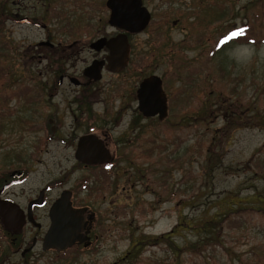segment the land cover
<instances>
[{
  "label": "rangeland",
  "instance_id": "374dc122",
  "mask_svg": "<svg viewBox=\"0 0 264 264\" xmlns=\"http://www.w3.org/2000/svg\"><path fill=\"white\" fill-rule=\"evenodd\" d=\"M143 4L152 21L144 31L128 33L130 65L121 74L104 75L100 88L83 94L73 84L60 86L56 96L35 103L33 92L13 95L24 86L20 80L10 84L7 94L0 87V180L15 166L29 170L9 195L21 208L46 186L54 188L50 195L56 197V183L66 171L68 187L84 175L74 165L73 149L44 137L47 131L40 126L57 113L54 104L60 105L58 136L86 130L82 120L87 118H80L82 124L76 119L81 115L78 105H84L101 131L112 130L110 149L117 151L111 194L106 200L87 198L99 211L110 213L97 219L98 236L91 246L75 245L65 256L44 251L47 206L35 213L42 227L27 224L16 241L0 223V264H264V213L256 211L264 207V43L219 47L218 42L229 28L244 23L264 32V0ZM45 11L41 8L39 14ZM47 15L50 33L65 39L74 34L86 46L120 32L108 22L106 0H49ZM71 25L74 30L66 33ZM43 38L45 32L38 28L0 21L1 83L15 47L21 55ZM93 55L81 49L78 68ZM32 66L30 71H36V63ZM151 74L162 77L170 100L164 122L138 111V84ZM25 120L31 125L25 127ZM104 182L96 188L105 187ZM227 213L231 222L221 223ZM35 238V247L23 256ZM138 239L144 243L138 256L127 258Z\"/></svg>",
  "mask_w": 264,
  "mask_h": 264
},
{
  "label": "flooded vegetation",
  "instance_id": "af4514ba",
  "mask_svg": "<svg viewBox=\"0 0 264 264\" xmlns=\"http://www.w3.org/2000/svg\"><path fill=\"white\" fill-rule=\"evenodd\" d=\"M48 3L49 0H0V21L8 19L10 22H13L14 24H23V25L25 24L27 26L38 28L45 32V38L41 39L37 43H31L27 48H23L24 51L21 55H19L20 54L19 48L17 49L15 47L13 51V56L11 57L10 67L12 69L11 68L8 69L9 71L6 72L4 76L6 77V79L2 83L0 82V87H5L3 89L2 94L3 93L7 94L5 91L7 89L10 90V84L11 86H13L14 84L17 85L19 83L17 80H20V82H23L24 86L17 87L19 88L18 93H14V94L12 93V94L16 95V97L21 98L23 96H28L33 92L34 94H36L35 96L38 97L37 99H35L36 100L35 103H40V102L42 103L45 102L44 101L45 97L56 96L59 93L58 87L60 86H65V85L69 86L73 84L75 86H78V88L81 89V92L85 94L87 90L90 89L94 90L96 87H98L101 84L100 82L103 81L104 75H106L107 73L121 74L128 68V66L130 65V60L127 66L123 70L118 72L109 71L106 68L108 64L107 57L109 55V49L107 47H103L98 50L92 48L91 44L94 41H91L86 46V44L82 45L79 39L74 38V34L73 36H69L67 39H65L64 37L61 36L58 37L56 34L50 33L49 24L47 22ZM8 5H10L9 10L7 9ZM41 8L46 9L45 11L46 15L39 14V10ZM68 28L70 29H68L66 33L71 32V30H74L73 25L69 26ZM122 31L123 30L120 29L119 33H122ZM119 33L113 36L104 35L99 38L109 39L111 37L118 35ZM84 47L94 55L92 56L90 63L87 64L83 69H80L78 68L77 64L81 58V49H84ZM34 63H36L35 66L36 71L32 72L30 70L33 69L32 64ZM97 69L98 71H96ZM14 77H16L17 79H14ZM145 78L146 77H144L139 82L136 90V96L138 100V111L145 118H157L159 122H164L168 118L164 121H160L158 116H146L144 112L140 109L138 90L141 82ZM32 82H34L33 85ZM13 90L14 88L11 89V92ZM0 97H1V89H0ZM7 100L9 101L10 98H8ZM168 103H169V111H170L169 98H168ZM26 105L31 106V101L26 100ZM53 106L56 107L57 113L54 116L46 120H43L42 121L43 123L40 126L42 129L45 127L47 131L44 137L50 138V140L58 139L62 141V143L65 146L73 149V156L75 159L74 165L78 169L84 171V175H82V177L77 179V183H74L73 185L68 187L67 183L69 181V176H68L69 171H66L64 178L58 181V183H56L57 184L56 188L60 189L56 197L53 198L50 195L52 190H54V188L51 186H46L40 190L37 197L29 199L26 203V208L23 209L20 207L18 202H16V199L9 195L15 186L23 183L26 180V178L29 175V170L24 166H15L14 168L7 170L6 171L7 177L0 180V191H2L0 193V204L5 206L7 204L3 202L12 201L20 207L23 213H21V216L15 214L14 221L12 223H9L8 228L5 227L4 224L2 223L1 216H0V223L4 231H6L13 238L15 237L14 241H16V236L23 231L24 227L27 224H31L37 228H41L42 224L38 222L35 218L36 211L39 210L40 208L44 209L47 206H49L48 218L50 219L51 206L62 195L64 191L68 190L72 194L71 199H72L73 207L78 209H86L83 213V219L85 222H87L85 230L91 225V230L88 235L90 236L91 245H92L94 238H97L98 236L94 234V231L96 229L95 227H97L96 226L97 219H107L108 218L107 214L110 213L108 211L105 213L99 211L97 209V206H95L94 202L88 201L87 198L90 199L91 197L94 198L95 196H99V198L106 200L108 197L107 194L108 193L111 194L110 190L112 189V175H113L112 166L115 163V159L117 157V151H114L112 153L110 149V145H111L110 139H112V130L108 129L105 132L101 131L102 129H99L98 125H96V119H88L91 113L90 110H87L88 107L84 105L81 106L78 105L79 110L77 111H81L80 113L81 115H78L77 116L78 118L76 119L80 122V124H82L83 122L86 123V126H84V129L86 130H82L81 133H78L74 130L75 133H72L67 137H60L57 135L60 128L62 127L61 122L58 120V114H59L58 109L60 105L54 104ZM70 106L74 108L72 104ZM70 110L73 111L72 109ZM82 117H86L87 119H83L82 122L80 120V118ZM25 122H26L25 127L31 125V121L28 122V120H25ZM48 127H50V134H48ZM78 128L79 126L77 127V129ZM131 131H138V129L133 128L131 129ZM131 131H129L127 134H129ZM16 154L17 153H15V156ZM90 161H98V162L91 163ZM107 175H110V178H107ZM105 180L108 183H106ZM101 182L102 183L104 182L107 185L105 187L97 189L96 184ZM40 196L42 197L43 204L42 205L35 204L33 206L32 216L34 219L33 221H30L29 207L31 203H33L36 200H39ZM20 219L21 220L26 219V223L23 226L22 231L17 233L16 230L18 226L16 225L15 222H17ZM89 219H92V221H90ZM36 242L37 240L35 238L31 246L22 251V255L25 256L28 252H30L35 247ZM76 245L86 247L84 244H76Z\"/></svg>",
  "mask_w": 264,
  "mask_h": 264
},
{
  "label": "water",
  "instance_id": "95a60500",
  "mask_svg": "<svg viewBox=\"0 0 264 264\" xmlns=\"http://www.w3.org/2000/svg\"><path fill=\"white\" fill-rule=\"evenodd\" d=\"M106 6L110 10L109 24L115 28L122 29L123 32L109 39L99 38L91 44V47L97 50L107 47L109 55L106 68L109 71L118 72L123 70L130 60L128 33L136 34L144 31L150 24L152 15L149 9L144 6L143 0H107ZM138 98L140 109L146 116H158L160 121L168 118V96L164 89L163 80L159 75H150L141 82ZM90 162L96 163L98 161ZM71 197V192L66 190L51 206L50 225L42 242L44 251L56 250L57 252H64L75 244H84L86 247L91 244V239L88 235L91 225L85 230L87 222L83 219V213L86 209L73 207ZM3 203L7 205L3 206L0 204V216L2 223L8 228L9 223L14 221L15 214L21 216L23 211L12 201ZM35 204H43L41 196L39 200L31 203L29 207L30 221L34 219L32 208ZM89 220L92 221V219ZM15 223L18 226L16 232L19 233L22 231L26 219H20Z\"/></svg>",
  "mask_w": 264,
  "mask_h": 264
},
{
  "label": "trees",
  "instance_id": "16d2710c",
  "mask_svg": "<svg viewBox=\"0 0 264 264\" xmlns=\"http://www.w3.org/2000/svg\"><path fill=\"white\" fill-rule=\"evenodd\" d=\"M218 42L220 45L219 47H224L227 44H230L231 42H250L252 44L260 45V44L264 43V32L262 30L261 31L254 30L251 25L244 23V24H242V26H239V27L233 26V27L229 28L228 31L218 39ZM233 114H236V113H233ZM241 115H243V113H241ZM227 123L229 124V126H233V124H235L234 121L227 122ZM155 182L156 181L154 180V183ZM260 199L264 201V197H263V199H262V197ZM256 211L264 213V207L258 206L256 208ZM218 217H219V215H218ZM232 217L233 216L231 213H227L225 216H223V218L220 221H221V223H223L224 221H230L231 222ZM180 225H181V223L176 226V229ZM176 229H174V230L176 231ZM199 229H200V227H199ZM174 230H172V232H175ZM212 232L209 231V233H212ZM160 239H164V237L161 236ZM142 240L143 239H138L133 244L132 248L130 249V251L127 254V258H130L133 260L138 256L137 254L139 253V248L144 244ZM145 243H146V241H145ZM71 251L73 252V247L68 249L65 252L58 253V256H61V255L65 256Z\"/></svg>",
  "mask_w": 264,
  "mask_h": 264
}]
</instances>
